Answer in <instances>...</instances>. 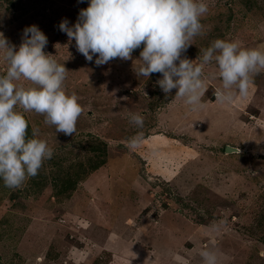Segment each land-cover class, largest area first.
<instances>
[{
    "label": "rangeland",
    "instance_id": "rangeland-1",
    "mask_svg": "<svg viewBox=\"0 0 264 264\" xmlns=\"http://www.w3.org/2000/svg\"><path fill=\"white\" fill-rule=\"evenodd\" d=\"M88 2L0 0V32L19 46L38 26L84 110L72 136L23 113L29 138L38 130L54 154L20 188L0 179V264H202L203 248L219 264H264V72L247 97L221 105L215 66L205 65V106L190 111L175 90L165 96L161 74L136 76L142 49L102 66L76 50L59 24L74 25ZM204 2L203 35L182 58L198 64L216 39L264 50V0ZM137 134L143 143L130 150Z\"/></svg>",
    "mask_w": 264,
    "mask_h": 264
},
{
    "label": "clouds",
    "instance_id": "clouds-1",
    "mask_svg": "<svg viewBox=\"0 0 264 264\" xmlns=\"http://www.w3.org/2000/svg\"><path fill=\"white\" fill-rule=\"evenodd\" d=\"M208 10L204 0H89L76 23L70 26L64 19L59 30L75 41L87 61L95 56L97 66L117 58L131 60L132 53L142 49L136 76L161 74L156 84L166 97L175 90V98L182 99L190 111H199L205 106V65L215 66L211 75L221 83L214 95L221 105H231L237 95L247 97L254 77L264 72V50L232 40L213 41L196 58L198 64L182 58L195 38L203 35L201 19ZM47 44V36L36 25L23 30L19 46L0 32V61L6 64V73L0 75V179L8 188H20L37 176L54 154L46 140L37 138L38 130L29 138L23 113L42 115L56 133L72 136L84 111L77 95L65 91L68 70L44 51ZM129 123L143 128L144 117L129 113ZM142 143L143 136L137 134L127 146L134 150ZM198 255L202 264H219L211 248L201 249Z\"/></svg>",
    "mask_w": 264,
    "mask_h": 264
},
{
    "label": "water",
    "instance_id": "water-1",
    "mask_svg": "<svg viewBox=\"0 0 264 264\" xmlns=\"http://www.w3.org/2000/svg\"><path fill=\"white\" fill-rule=\"evenodd\" d=\"M229 150H232V149H230L228 147L225 148V152H229Z\"/></svg>",
    "mask_w": 264,
    "mask_h": 264
},
{
    "label": "bare ground",
    "instance_id": "bare-ground-1",
    "mask_svg": "<svg viewBox=\"0 0 264 264\" xmlns=\"http://www.w3.org/2000/svg\"><path fill=\"white\" fill-rule=\"evenodd\" d=\"M231 152H236V150L233 149V151H231Z\"/></svg>",
    "mask_w": 264,
    "mask_h": 264
}]
</instances>
